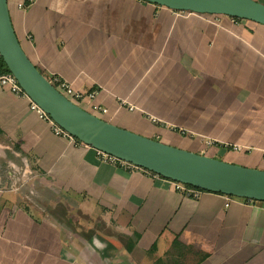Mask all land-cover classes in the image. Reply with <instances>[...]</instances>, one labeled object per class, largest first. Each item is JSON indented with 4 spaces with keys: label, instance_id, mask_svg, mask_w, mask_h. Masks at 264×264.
<instances>
[{
    "label": "crops",
    "instance_id": "1",
    "mask_svg": "<svg viewBox=\"0 0 264 264\" xmlns=\"http://www.w3.org/2000/svg\"><path fill=\"white\" fill-rule=\"evenodd\" d=\"M24 3L8 0L26 54L48 79L97 91L106 121L170 114L197 126L199 153L214 142L210 157L234 152L223 144L264 157V25L143 0ZM0 264H264V202L187 197L56 135L0 87Z\"/></svg>",
    "mask_w": 264,
    "mask_h": 264
},
{
    "label": "water",
    "instance_id": "2",
    "mask_svg": "<svg viewBox=\"0 0 264 264\" xmlns=\"http://www.w3.org/2000/svg\"><path fill=\"white\" fill-rule=\"evenodd\" d=\"M143 1L177 11L227 15L264 25V3L256 0ZM0 53L30 99L80 142L178 183L264 202V170L232 164L140 135L66 98L24 51L12 24L8 0H0Z\"/></svg>",
    "mask_w": 264,
    "mask_h": 264
},
{
    "label": "rangeland",
    "instance_id": "3",
    "mask_svg": "<svg viewBox=\"0 0 264 264\" xmlns=\"http://www.w3.org/2000/svg\"><path fill=\"white\" fill-rule=\"evenodd\" d=\"M99 116L101 118H104V120L108 118V116ZM166 117L167 118H163L160 120H157L155 118L154 122L144 121L145 124H138L135 121V124H133V122L132 124L130 123V125L124 124L122 128L128 129L146 137H150L151 135H153V132L157 131L161 135L159 138H157V140L177 148L198 153L201 146L200 142H203V138H201V136L199 135L191 133L197 129V126L190 125L186 120L173 118V115L170 114H167ZM145 118L151 119V116L145 115ZM197 121L198 120H195V123H198ZM224 137L228 139L230 143H232V141H253L252 136H247L246 138L242 139L239 138L237 140H233L232 136L230 135ZM258 137L260 138V132H258ZM260 145L262 144L260 143ZM201 147L204 148V145H202ZM211 147H215V145H205V148H207V150L205 149V151L208 155L212 154V149H210ZM218 159L247 168L264 170V157L262 152L250 151L244 148L240 152H229L226 156L218 157Z\"/></svg>",
    "mask_w": 264,
    "mask_h": 264
},
{
    "label": "built area",
    "instance_id": "4",
    "mask_svg": "<svg viewBox=\"0 0 264 264\" xmlns=\"http://www.w3.org/2000/svg\"><path fill=\"white\" fill-rule=\"evenodd\" d=\"M35 0H25L24 4L20 5V8L25 9L28 5L33 3ZM264 3V2H263ZM0 58L1 53H0ZM57 89L58 91L63 94L66 98L74 102L75 104L81 106L82 108L90 111L91 113L95 114L96 116L100 117L99 115H104L107 112V109L103 106H100L94 102L97 91H82V90H75L66 80L61 78L58 75H53L48 79ZM0 87L1 88H7L10 90L13 94H15L19 98H28L30 100V108L31 110L35 111L39 118L48 121L51 126L53 132L58 135L62 136L64 138H68L71 142H80L75 137L70 135L66 130H64L62 127H60L56 122H54L51 117L42 110L35 102H33L30 97L27 95V93L22 89L20 86L17 78L11 73H6L2 76H0ZM207 145H212L213 142H207ZM225 148H230L234 152H240L243 150V148L237 144H223ZM97 152L102 155L105 159L112 161V162H122L124 164H130L125 161H122L114 156H111L109 154H106L100 150H97ZM133 165V164H131ZM134 166V165H133ZM178 189L187 197L190 198H198L201 195V191L193 188H188L187 185L178 183ZM227 196V195H225Z\"/></svg>",
    "mask_w": 264,
    "mask_h": 264
},
{
    "label": "trees",
    "instance_id": "5",
    "mask_svg": "<svg viewBox=\"0 0 264 264\" xmlns=\"http://www.w3.org/2000/svg\"><path fill=\"white\" fill-rule=\"evenodd\" d=\"M234 19H236V20H238V21H241L242 19H238V18H234ZM10 71L8 70V68H7V66H6V64L4 63V61H3V59L2 58H0V76H2V75H4V74H6V73H9ZM153 139H156V138H153ZM157 140V139H156ZM159 141V140H158ZM218 145V144H217ZM199 153V152H198ZM205 155H207V154H205ZM207 156H209V155H207ZM160 177H162V176H160ZM162 178H164V177H162ZM187 187L188 188H193V189H197V190H199V191H201V193L202 192H205L204 190H201V189H199V188H196V187H193V186H190V185H187ZM218 194H221V193H218ZM228 196V195H227ZM230 197H232V196H230ZM233 197H235V196H233ZM130 249V248H129Z\"/></svg>",
    "mask_w": 264,
    "mask_h": 264
}]
</instances>
